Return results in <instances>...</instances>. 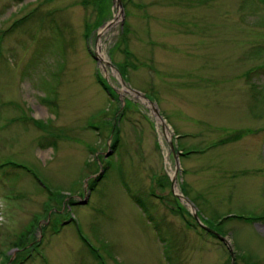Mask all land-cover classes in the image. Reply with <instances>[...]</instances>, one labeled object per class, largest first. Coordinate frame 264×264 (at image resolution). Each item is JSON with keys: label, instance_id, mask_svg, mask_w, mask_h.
I'll return each instance as SVG.
<instances>
[{"label": "rangeland", "instance_id": "obj_1", "mask_svg": "<svg viewBox=\"0 0 264 264\" xmlns=\"http://www.w3.org/2000/svg\"><path fill=\"white\" fill-rule=\"evenodd\" d=\"M120 1L0 0V264H264V0Z\"/></svg>", "mask_w": 264, "mask_h": 264}, {"label": "trees", "instance_id": "obj_2", "mask_svg": "<svg viewBox=\"0 0 264 264\" xmlns=\"http://www.w3.org/2000/svg\"><path fill=\"white\" fill-rule=\"evenodd\" d=\"M130 32V30H129V27L128 26H125L124 24H123V29H122V38H121V40H120V42H122L123 40H125L126 39V36H127V34ZM123 52L125 53V55H126V57L128 58L129 56H131V52L129 51V50H127L126 48H123ZM121 64H122V66H121ZM127 61H124V62H122V63H120V70H121V74H122V76L125 78V71H126V68L125 67H127ZM118 66H119V64H118ZM97 80H98V82L106 89V90H108V87L105 85V83H104V81H103V78L102 77H100V76H97ZM118 115L117 116H119L120 115V109H119V111H118V113H117ZM116 116V115H115ZM116 120H117V117L114 119V123H113V132H117V124H116ZM36 121H38L39 122V120H36ZM118 133H119V129H118ZM116 144H117V141L116 140H112V142L110 143V148H111V150H113L114 148H115V146H116ZM179 149H182V148H180L179 146H177L176 147V150L178 151ZM190 152V150L188 149V150H182V153L180 154V155H185V154H188ZM99 171V167H98V170H97V172ZM103 175L102 174H99V175H97L96 177H94V178H92L91 180H89V182H88V189L89 190H91V189H93L94 188V186L96 185V183L100 180V178L102 177ZM183 184V188H184V183H182ZM178 201V200H177ZM48 205V204H47ZM180 205V204H179ZM51 209V207H49L48 209H47V211L48 210H50ZM179 209V210H178ZM178 209H176L174 212H176L177 214H181V212L182 211H185V212H187L186 210H185V208L182 206V205H180V207L178 208ZM215 217V216H214ZM222 223V221L220 220L219 222H218V224L220 225ZM197 226V225H196ZM213 229H215V227H213ZM205 231V230H204ZM207 232V231H206ZM207 233H209L211 236H213V237H215L212 233H210V232H207ZM39 242H41V241H39ZM37 244H39V243H37ZM32 247V245L30 246V248ZM236 261H235V264H239V260H241L242 261V264H254V263H252V262H250V261H246V260H244V255H242V254H236Z\"/></svg>", "mask_w": 264, "mask_h": 264}, {"label": "water", "instance_id": "obj_3", "mask_svg": "<svg viewBox=\"0 0 264 264\" xmlns=\"http://www.w3.org/2000/svg\"><path fill=\"white\" fill-rule=\"evenodd\" d=\"M117 6L122 7V3H121L120 0H117ZM131 90H132L134 93H136V94L142 96L144 99H146V100L148 101V103L151 105V108H152V111H153L154 116L157 117V118H160V119L163 121V123H162V127H163V129H165L164 119H163L162 116L160 115L156 103L153 102V101H151L150 99H148V98H147L143 93H141L140 91H137V90H134V89H131ZM169 145H170L171 151L174 153V156H175V162H176V160L178 159V157H177V155H176V153H175V151H174V145H173V143H172L171 141L169 142ZM176 166H178V163H177V162H176ZM174 180H175V179H173V181H174ZM176 196H178L179 198L184 199V200L186 201L187 204L191 203V202L189 201V199L186 198V197H184L183 195H177V194H176ZM82 202H86V199H84ZM190 207H191L192 209H195V207H194V205H193L192 203L190 204ZM193 213H194V217L197 218V214H196L195 210H194ZM202 227L205 228L206 230L212 232L213 234H215V235H216V236H217V237H218V238H219V239H220V240H221V241H222V242L228 247L229 252H230V255H231V258H232V262H233V249H232L231 245L229 244L227 238H226L225 236H223V235H220V234L217 233L216 231L210 229L209 227L204 226L203 224H202Z\"/></svg>", "mask_w": 264, "mask_h": 264}, {"label": "bare ground", "instance_id": "obj_4", "mask_svg": "<svg viewBox=\"0 0 264 264\" xmlns=\"http://www.w3.org/2000/svg\"><path fill=\"white\" fill-rule=\"evenodd\" d=\"M117 16V14L115 15V17ZM115 20H116V18L112 21V22H110L109 23V25L110 24H114L113 22H115ZM108 28V26H105V27H103L102 29H101V34H103L105 31H106V29ZM96 47H97V53H98V57L100 58V60L101 61H105L106 60V57H105V55L102 53V51L100 50L101 49V42H100V40L97 42V44H96ZM124 92H127L128 91V88H123L122 89ZM150 105V104H149ZM157 118V117H156ZM157 122H158V124H162L163 123V121L160 119V118H157ZM163 134H164V137H165V139H170V136H171V132H170V130H169V128H168V126H165V129H164V131H163ZM173 172V171H172ZM175 173V172H174ZM174 173H173V175H174ZM175 191L176 192H179L178 191V189L177 188H175Z\"/></svg>", "mask_w": 264, "mask_h": 264}]
</instances>
